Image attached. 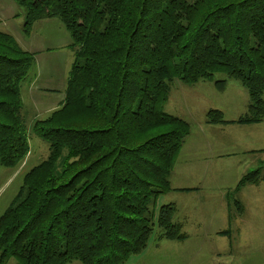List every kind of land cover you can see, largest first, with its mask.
<instances>
[{"label": "trees", "instance_id": "obj_1", "mask_svg": "<svg viewBox=\"0 0 264 264\" xmlns=\"http://www.w3.org/2000/svg\"><path fill=\"white\" fill-rule=\"evenodd\" d=\"M25 9L23 33L60 19L75 63L63 105L32 131L49 156L24 177L0 218V264H125L148 248L155 204L171 192V175L191 124L164 112L170 84L227 81L247 88L248 113L210 125L264 121V0H13ZM0 28V165L17 168L30 154L21 84L36 61ZM248 172L229 194L263 181ZM175 204L157 215L158 241L188 238ZM235 217L233 214L230 220ZM230 231L222 234L227 235Z\"/></svg>", "mask_w": 264, "mask_h": 264}, {"label": "rangeland", "instance_id": "obj_2", "mask_svg": "<svg viewBox=\"0 0 264 264\" xmlns=\"http://www.w3.org/2000/svg\"><path fill=\"white\" fill-rule=\"evenodd\" d=\"M12 2L14 1L12 0ZM13 4L25 14L23 7H20L16 2ZM54 20H57L64 30H67L60 19ZM22 21L25 23V16L23 14L15 18V22L20 23ZM2 27H4L3 21ZM2 30L4 29L2 28ZM55 33L60 34V30L57 27L41 31L43 36ZM23 38H25L24 35ZM38 41H41V38H38ZM46 60L49 63H54L49 57ZM35 63L21 84V91H23L21 95L22 110L23 101L31 106L29 93L27 94L25 90L32 80L33 72H36ZM222 80L227 81L226 90L223 92L216 89L214 82L202 81L196 85H188L178 79L174 80L170 84V96L164 106V112L178 116L190 124L196 120L205 119L207 113L211 110L222 111L227 121L240 119L248 113L249 106L251 105L249 92L239 81L228 79L224 74L215 75V81ZM46 94L48 93L44 91H36L35 99L39 97L42 102L47 98ZM51 94V96H57L58 92H52ZM29 114L32 116L31 110ZM28 121H30L29 116L27 118L28 142L33 156L29 159V162L22 163L17 168H6L0 165V218L16 200L23 187L25 175L46 160L50 153L49 144L34 134ZM228 126H233L227 128L234 129H232L231 136H229V132L227 131V141L236 138V136H241L244 142L248 141L252 131L243 129L245 131L237 134L233 130L241 128L239 127L240 125L229 124ZM256 134L260 136V139L257 140L256 144L250 146V149H259L255 154L239 153V151H242L246 147L244 144L241 147L236 146V144L228 146V151L236 149L238 154L228 156L221 164L231 172L233 180L256 170H260L264 178V131L261 133L256 132ZM228 177L231 176L227 175ZM250 188L235 197L236 200L244 204L246 212L244 216H241V221H234L232 223V229L234 230L232 239L225 235H218L217 237H213L212 235L209 238L201 239L195 229L192 228V225L186 224L187 226L183 227V231L189 235L187 240L182 242L158 241L160 229L157 225V215L159 209L163 206L161 197L155 204L156 219L154 220V233L150 239L148 248L141 254L130 257L125 264H264V179L260 185ZM233 210V215L236 218L234 206ZM224 225L227 227L226 224ZM217 252H223V254L217 258ZM7 264H17V262L11 259ZM69 264L81 263L75 261Z\"/></svg>", "mask_w": 264, "mask_h": 264}, {"label": "crops", "instance_id": "obj_3", "mask_svg": "<svg viewBox=\"0 0 264 264\" xmlns=\"http://www.w3.org/2000/svg\"><path fill=\"white\" fill-rule=\"evenodd\" d=\"M13 3L12 0L0 1V28L1 30L3 28L5 31H2L5 33L12 35L25 51L36 55V72H33L32 80L25 90L27 94L29 93L31 106L23 101L22 110L26 126L29 116L28 124L32 128L36 121L46 119L63 105L69 75L75 63V51L71 47L73 40L70 33L54 19L37 22L32 35L25 36L23 33L24 21L15 22V18L21 14L25 16V14ZM2 21L4 27H2ZM55 27L60 30V34L55 33L49 36L41 34V31ZM15 29L16 31H14ZM38 38H41V41H38ZM48 57L55 64L47 62ZM36 91L48 93L46 94L47 98L42 102L39 97L35 99ZM56 91L58 95L51 96V93ZM30 110L32 116L29 114ZM228 125H210L206 123V118L196 120L191 124V133L185 140L170 178L173 190L162 195V198L160 197L163 205L175 204L177 207L175 223L181 224L183 227L191 224L201 239L209 238L212 235L213 237L224 235L222 233L228 230L230 233L225 236L232 239L234 235L232 223L241 221L242 217H233L230 220L234 210L233 197H229V194L236 188L244 175L233 180L231 172L221 163L228 156L238 154L236 149L228 151V146L231 144L233 146L236 144L238 147L243 144L246 146L239 153L255 154L258 152L259 149H250V146L256 144L260 139L256 132L264 131V121L260 124L240 125L241 128H236L237 131H233L237 134L245 131L243 129L252 131L248 141L244 142L241 136L227 141V131L231 136L232 129H234L227 128L233 127ZM32 156L33 152L30 151L25 162H29ZM227 175L231 177L227 178ZM253 186L255 185L244 187L243 191L238 192L235 197ZM222 254L223 252H217V258Z\"/></svg>", "mask_w": 264, "mask_h": 264}]
</instances>
